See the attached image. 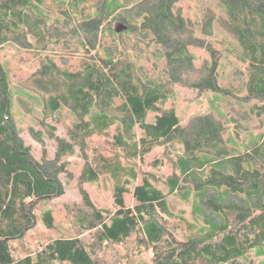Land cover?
<instances>
[{
  "label": "trees",
  "instance_id": "1",
  "mask_svg": "<svg viewBox=\"0 0 264 264\" xmlns=\"http://www.w3.org/2000/svg\"><path fill=\"white\" fill-rule=\"evenodd\" d=\"M216 2L245 72L223 76L214 13L193 19L184 0H68L55 10L47 0H0V53L10 45L39 58L30 88L16 87L41 105L40 128L29 132L54 143L39 158L26 145L12 67L0 57V264H108L100 252L129 243L111 264H134L132 253L147 250L151 264L264 257V126L253 131L264 116V0ZM179 88L211 92L209 108L181 118L168 105ZM75 155L88 207L72 212L79 232L15 254L12 240L55 227L52 208L38 211L65 193ZM85 183L109 186L112 206L94 204ZM170 194L189 215L173 210Z\"/></svg>",
  "mask_w": 264,
  "mask_h": 264
},
{
  "label": "rangeland",
  "instance_id": "2",
  "mask_svg": "<svg viewBox=\"0 0 264 264\" xmlns=\"http://www.w3.org/2000/svg\"><path fill=\"white\" fill-rule=\"evenodd\" d=\"M46 1V0H45ZM51 5L53 10L59 6L67 5L68 0H47ZM78 1V0H74ZM93 0H86V4H91ZM136 0H131L135 2ZM186 6V13L193 19L201 20L202 17L208 10H211L214 13L215 20L213 21L212 26V35L210 40L214 43H218L223 46V55L220 60V71L223 76H227L229 72L233 69L240 70L245 72L244 65L236 57L237 51L240 50L239 46L231 38H229L226 33L222 30L220 21L224 17L225 13L222 10L216 0H184ZM91 8H86V10ZM55 12V11H54ZM50 12V17L48 18V24H50L57 17V14ZM51 36V35H49ZM48 37V36H47ZM30 40L35 42L33 36H30ZM226 48V49H225ZM201 56L202 53L197 52V56ZM0 57L9 63V66L12 67L14 74L9 73L10 76V86L12 90L15 91V96L13 98V108L12 112L18 127L21 129V135L26 143L30 145L32 149L33 156L35 158L40 157L42 147H46L49 153H53L54 143L46 139L44 144L38 143L33 139L29 132V127H33L38 130L40 128L38 122V117L40 116L41 105L33 101L28 95L24 96L19 90H16V87H21V90L25 88L28 90L31 86L29 82L30 74L33 73L39 66V58L33 54V52H25L20 49L15 48L14 46L7 45L3 50H1ZM33 92V91H32ZM40 99L43 94L38 92H33ZM20 94V97L18 96ZM212 93H204L202 97H197L194 90H189L187 88H179L176 90L175 97L171 98L168 102L173 103L175 106L178 115L181 118H186L193 113H202L209 108V99L211 98ZM152 117L149 115V120ZM262 123H254L253 131L257 132L264 126V116L262 117ZM57 133L63 135L64 131L61 126L58 127ZM177 146H169L168 150L177 151ZM69 174L68 177H63L62 181L65 188V193L55 198L54 200L45 202L38 211L41 215V210L45 208H52L53 215L55 217V227L52 229H46L42 224H39L37 227L29 230L22 241L20 239L12 240L13 248L15 254H21L23 248L28 249L32 248L35 250L40 243L47 241L52 237H57L64 233L63 235H73L79 232V227L75 226L73 222L74 216L73 213L76 210H88V207L84 204L82 196L79 191L77 177L83 170L82 161L75 155L74 157L69 158ZM102 184V183H101ZM83 187L89 192L94 204L98 207H111L112 198L108 188L102 184V187H97V185L85 183ZM166 191V189H165ZM170 204L175 211L185 209L189 211V205L184 204L180 201L178 197L174 194L168 195ZM130 202L131 200L128 199ZM189 215V214H188ZM86 236L89 235V231H85ZM133 247L132 243L123 246H115L101 251V255L108 264L117 263L119 254H127L131 252ZM132 262L134 264H151L150 256L152 254L150 251L143 252L140 255L132 253ZM34 257V255H33ZM264 262V257H253V264H260Z\"/></svg>",
  "mask_w": 264,
  "mask_h": 264
},
{
  "label": "water",
  "instance_id": "3",
  "mask_svg": "<svg viewBox=\"0 0 264 264\" xmlns=\"http://www.w3.org/2000/svg\"><path fill=\"white\" fill-rule=\"evenodd\" d=\"M120 29H121V26L118 25L117 28H116V30H120Z\"/></svg>",
  "mask_w": 264,
  "mask_h": 264
}]
</instances>
